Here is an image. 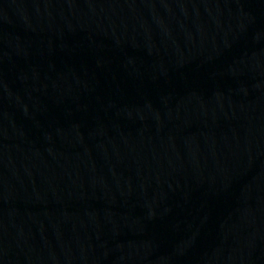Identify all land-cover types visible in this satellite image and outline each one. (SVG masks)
Here are the masks:
<instances>
[{"label": "water", "instance_id": "1", "mask_svg": "<svg viewBox=\"0 0 264 264\" xmlns=\"http://www.w3.org/2000/svg\"><path fill=\"white\" fill-rule=\"evenodd\" d=\"M0 264H264V0H0Z\"/></svg>", "mask_w": 264, "mask_h": 264}]
</instances>
